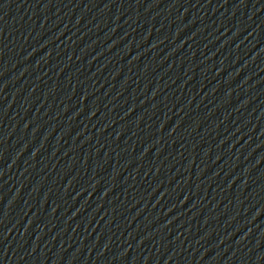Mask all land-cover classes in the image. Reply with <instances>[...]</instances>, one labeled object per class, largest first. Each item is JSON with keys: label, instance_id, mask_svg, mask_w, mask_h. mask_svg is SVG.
I'll return each instance as SVG.
<instances>
[{"label": "water", "instance_id": "water-1", "mask_svg": "<svg viewBox=\"0 0 264 264\" xmlns=\"http://www.w3.org/2000/svg\"><path fill=\"white\" fill-rule=\"evenodd\" d=\"M264 234V0H0V264H245Z\"/></svg>", "mask_w": 264, "mask_h": 264}]
</instances>
